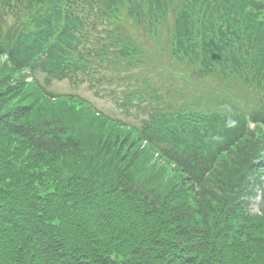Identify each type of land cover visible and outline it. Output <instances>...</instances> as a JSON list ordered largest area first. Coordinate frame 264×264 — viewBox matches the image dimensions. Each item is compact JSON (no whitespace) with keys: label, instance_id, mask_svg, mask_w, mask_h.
<instances>
[{"label":"trees","instance_id":"obj_1","mask_svg":"<svg viewBox=\"0 0 264 264\" xmlns=\"http://www.w3.org/2000/svg\"><path fill=\"white\" fill-rule=\"evenodd\" d=\"M0 264H264V0H0Z\"/></svg>","mask_w":264,"mask_h":264},{"label":"rangeland","instance_id":"obj_2","mask_svg":"<svg viewBox=\"0 0 264 264\" xmlns=\"http://www.w3.org/2000/svg\"><path fill=\"white\" fill-rule=\"evenodd\" d=\"M37 32V28L33 29V36ZM35 38L33 37V41ZM32 42V40H30ZM166 54L162 52H155L154 55L150 56L147 60V63L141 67V71L143 73H152L156 79L162 80L165 84L171 87H181V84L166 75V73L162 70L160 66V62L164 60ZM190 77L192 78L194 75H197L200 80V84H206L207 82L212 83L214 80L208 76L200 77L199 73L196 69L192 68V71L189 72ZM193 80V79H192ZM219 83H223L220 81ZM53 91L56 93H78L88 99L92 104L96 106L99 110L103 111L106 114H109L112 117L121 116L119 109L117 108L115 102L106 97H101L96 95L90 88H88L87 83H83L81 85H75L68 81L62 80L60 82H56L53 85ZM182 120V123L185 127V130L188 132H193L194 128L200 126L201 121L200 118L193 114H186L182 117H179ZM214 131L212 133L213 137ZM253 210H256V206L253 205Z\"/></svg>","mask_w":264,"mask_h":264}]
</instances>
